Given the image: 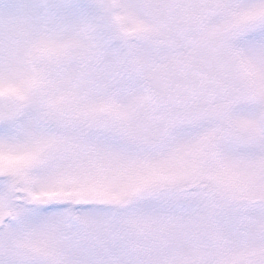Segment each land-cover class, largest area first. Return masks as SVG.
<instances>
[{
  "label": "snow or ice",
  "instance_id": "obj_1",
  "mask_svg": "<svg viewBox=\"0 0 264 264\" xmlns=\"http://www.w3.org/2000/svg\"><path fill=\"white\" fill-rule=\"evenodd\" d=\"M0 264H264V0H0Z\"/></svg>",
  "mask_w": 264,
  "mask_h": 264
}]
</instances>
